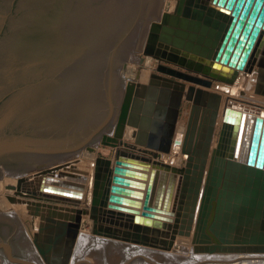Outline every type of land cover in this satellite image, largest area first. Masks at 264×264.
Returning <instances> with one entry per match:
<instances>
[{"label":"water","instance_id":"95a60500","mask_svg":"<svg viewBox=\"0 0 264 264\" xmlns=\"http://www.w3.org/2000/svg\"><path fill=\"white\" fill-rule=\"evenodd\" d=\"M162 4L0 0V163L11 172L40 169L34 173L40 180L36 190L24 188L25 177L6 189L37 209L31 200L77 204L59 193L75 196L83 178L64 171L68 164L46 165L93 144L115 125L123 91L115 69L143 46ZM144 54L158 60V72L166 76L151 75L147 99L133 110L130 102L133 95L141 99L140 86L128 85L117 131L124 134L126 122L139 129L135 144L169 155L180 143L179 117L189 102L182 142L186 164L174 167L154 160L160 155L122 153L118 159L134 165L116 161L115 184L104 190L100 172L111 162L99 157L93 234L166 250L178 236H192L197 252L264 253V114L227 102L222 111L224 97L212 90L216 83L233 85L244 69L250 74L257 69V82L264 85V0H178L174 14L151 23ZM102 142L116 147L106 136ZM81 213L60 224L46 215L44 230L56 228L55 235L40 233L39 241L52 245L50 264H70ZM31 215L35 219L37 213ZM17 231L16 222L0 214V249L10 246ZM67 236L59 258L58 244Z\"/></svg>","mask_w":264,"mask_h":264},{"label":"rangeland","instance_id":"374dc122","mask_svg":"<svg viewBox=\"0 0 264 264\" xmlns=\"http://www.w3.org/2000/svg\"><path fill=\"white\" fill-rule=\"evenodd\" d=\"M164 1L166 2V5H164V8H162V10H160L159 17H162L164 12H167V11L173 12L175 9L176 0L175 1L174 0H164ZM160 14H161V16H160ZM160 20H161V18L155 19V20L153 19V20H151L150 24L153 21L158 22ZM149 29H150V25H149L143 46L137 51V54L136 53H130L128 56V59L125 63V66L122 68L115 69V73L120 78H122V82H123L121 106H120V109H119V112H118V115L116 118L115 125L103 130L101 137L97 140L98 144H95L96 145V152L93 153L92 149H90L88 151V148L92 147L94 145V144H91V145L88 144L87 145V146H89L88 148L85 147L86 149L83 148V150L81 149V151L74 153V154H71V156L68 155V156L61 158L57 161H54V162H52L46 166H49V165L54 164V163H58V161H61L63 159H65V160H63L64 162L68 161L69 158H67V157H70V160H75V161H76V159L78 161L82 160L84 162H80L77 166L88 168L89 171H87V172H88L89 176L91 177V179H93L95 167L91 166L90 163H85V162H92L93 163L95 156L97 158L102 157V158H107V159H110L112 157V155L114 154V147L103 145L102 144L103 143L102 138L104 137V135L105 136L106 135L112 136L113 132H115L116 125L118 124V116H119L121 107L123 105L122 103L124 102V98L126 97V94H127L128 85L133 84L134 86H136L138 84V86H141L140 83L143 82L141 80L143 78H145V76H146L145 79L148 82L150 80V77L152 74H160V75L166 76V75L158 72V67L161 63L158 60H156L154 57L147 56L144 54ZM141 51H142V53H141ZM135 54H136V56H135ZM133 57L134 58L137 57V58H139V60H136ZM130 58H131V60H130ZM166 65L170 66L168 64H166ZM254 73L255 74L251 75L250 77L247 76L249 79V81H248L249 85L247 86V88L241 87V89L245 90V95L242 96L241 98H242V100H245V101L250 102L252 104L259 105V107H261V109L264 110V85L258 84L256 69H255ZM236 86H237V84H236ZM223 87H225L223 84L216 83L213 87V90L221 92V90L224 89ZM226 98H227V95H224V103L222 104V111L225 107ZM191 108H192V104L184 101V103L182 105L180 117H179L178 128H177V130L178 131L180 130L181 132L179 131L176 133V137L178 140L179 139L182 140L185 137V134L187 131V125H188L189 118H190ZM221 123H222V112H221V115L219 118L218 131L216 133V139L214 141V145L217 142V139L219 136V130L221 127ZM130 131H133V133H134L135 129L132 128V130L130 129ZM125 133H126V131H125ZM94 143H96V141ZM118 146H119L120 150L121 149L127 150V151H130V152L138 154V155H142V154L143 155H149L153 158L156 155L157 156L160 155L157 152H154L152 150L145 149L144 147L136 145L134 139L127 138V140H126L125 136H124V138H122L120 140ZM94 150H95V148H94ZM91 153L96 154V155H92ZM162 155L163 154H161L158 159H160L162 161H166V158H162ZM117 156L119 157L120 155H117ZM118 157H117V159H118ZM170 160H172V158H169V160H167L168 163H172L171 165L174 167H180L181 168V167H184L186 164V156L184 159H179V160L174 159V160H172L173 162ZM95 164H96V161H95ZM0 169L2 171V177L0 178V181L3 182V184L0 183L2 185L1 189H0V212L2 211L3 213H5L4 210H8V208L10 210L12 209L14 212H17L13 203L10 202L6 198L7 195L13 194V192L8 191L6 189V185H9V184L15 185L16 182H13V180H17V177L19 178L20 172H18V175H17L16 174L17 172L7 171L2 163H0ZM28 171H30V173H32V172H36L37 169L28 170ZM90 189L92 190L91 186H90ZM53 204L57 205L58 203L53 202ZM59 205H63V204H59ZM65 206H68V205L65 204ZM18 207L20 208L21 212H23V213L20 212V214H18V217H15V218L11 216V220L16 222V224L18 226V231L15 234L16 236L14 235V237L10 243V246L7 248H1L0 249V264H3V263L4 264H24L23 261L24 262L28 261L29 264H31L30 262H32V264H50V260H51L50 253L45 252L48 249L47 247L49 246V244L38 242L37 235H36L35 231H32L36 235L34 238L31 236L30 233H28L29 229L27 228L25 221L31 220V218H32V222H33L34 217L31 215V212H30L31 210L33 211V209H30V208L27 209L26 208L28 210V213H26L24 206L20 205ZM81 208L82 209L83 208H89V206H86V205L83 206L82 205ZM56 212L57 213L54 214L56 219L59 218V215H62V213H64L60 210L56 211ZM47 213H48V210L46 211V214ZM51 213H53V209L51 210ZM8 214L12 215V213H8ZM6 217L9 218V216H6ZM37 217L40 218V216H36V218ZM22 221H24V222H22ZM41 221H43V220H41ZM38 225H40V223H38ZM20 226H23V228L25 226V228H24V231L26 232L25 236L24 235L22 236L21 233L23 230H21ZM31 226L33 228L34 225H31ZM25 232H23V233H25ZM81 232L82 233L80 234L79 238H82V236L87 235L86 233H88V234H90V237L88 240H87V237L84 236L86 238V241L89 243L95 244L94 240L99 235L96 236L95 234H93V232L87 231V228H85V227H82ZM37 234H39V233L37 232ZM27 236L30 239H28ZM31 237L33 239H31ZM18 239H20V240L18 241ZM22 240H24V241H22ZM104 242H106V245L103 248L104 250L99 251V250L93 249L92 251L91 250L88 251V248L90 246L88 243V244H86L85 247L82 246V249L80 252L77 251L78 247L76 246L77 245V242H76V245L73 247V253H72L70 264H128L127 263L128 261L130 264H136V263H139L140 261H141L140 262L141 264L142 263L143 264H150V262H147L146 259H139L138 260L137 258L132 257L133 254H136V253H134V251L136 249H144V250L149 251L151 254H153V257H151V258L154 259L153 262H155L156 264H164L163 260L165 257L163 254L175 255L176 260H178L180 262L179 264L188 261V259L190 258L188 251L184 252L183 250H180V248H178V245H181V244L188 245L189 243H191V238H187L184 236H178V238L176 240V244L169 251L164 250V249H160V248L148 247V246H141L142 248H137L134 245H128V243H125V242H123V243L122 242L117 243V241H115V243L110 242V241H104ZM26 243H27V245H26ZM190 246L191 245H188V246H186V248H190ZM143 247H145V248H143ZM38 248H40L41 250ZM8 249L11 250L10 254L8 253ZM126 249H128V250L125 251ZM45 253L47 255H45ZM130 258H132V259H130ZM166 263H168V262H166Z\"/></svg>","mask_w":264,"mask_h":264},{"label":"bare ground","instance_id":"6f19581e","mask_svg":"<svg viewBox=\"0 0 264 264\" xmlns=\"http://www.w3.org/2000/svg\"><path fill=\"white\" fill-rule=\"evenodd\" d=\"M164 5H166V2L163 0V4H162V7H161V10H162V8H164ZM177 5H178V0H176V5H175L174 11L173 12L167 11V12L168 13H171V14H174L176 12ZM164 13H166V12H164ZM160 16H161V14H160ZM159 18H162V17H159ZM159 18H157V19H159ZM153 22H157V21H153ZM158 22H160V21H158ZM257 45H258V42H257L256 46ZM142 51H141V53H142ZM136 54H137V52H136ZM136 54H135V56H136ZM250 56H251V54H250ZM134 59L139 60V58H137V57H135ZM130 60H131V58H130ZM250 60H251V57L248 60V62ZM246 66H248V63H247ZM254 74H255L254 72L250 74V73L246 72L245 69H244V70L240 71L239 77L237 78L236 82L233 85H225V84H223L225 87H223L224 89L221 90V92H219V93H221L223 95V97H224V95H227L226 102H227V104L229 106H232L233 105V106H236L237 108L238 107H242V106H246V107H256V108H260L261 109V107H259V105L252 104L250 102H247L245 100H242V98H241L242 96L245 95V90L244 89H241V87H244V88L246 87L247 88V86L249 85V82H248L249 79H248V77H250L251 75H254ZM145 78H146V76H145ZM145 78H143L141 80L143 82L140 83L141 84V86H140V94L141 95H139V96H140L141 99H137V101H136V99H135L136 95H133L132 100L130 102V107H129L130 110H133L132 108H133V105L134 104L136 106L137 104H139L141 102V100L145 101L147 99L144 96L145 95L144 89L146 91V88L150 85L151 77H150V80L148 82L146 81ZM160 82H162V81H160ZM236 84H237V86H236ZM135 88L138 89V84L135 86ZM212 90H213V88H212ZM216 92H218V91H216ZM261 111L264 114V110L261 109ZM202 115H203V109L197 111L196 116H195L194 125H196V123L198 122V120L199 121L201 120ZM117 125H116V128H115V132H113V135L112 136L106 135V137L112 139V141H115L116 147H114V154L109 159L110 162H111V166H109V167H107V166L102 167L101 172H100V176H101L100 181L102 183V186H103V189L104 190H106L107 188L112 189L113 188V185L115 184L113 182V178H115V176L118 175L115 172V167H116V165L119 166V164H117L116 161L123 162L122 160L117 159V157H118L117 155H122V153H130V151L122 150V149L120 150L119 149L118 144H119L120 140L122 138H124V136H125V139L126 140H127V138L134 139V141L136 143V133L139 130L138 128L133 127V126H131L128 123L125 122V124H124V131H123L125 135L124 134L121 135V133H118V131H117ZM132 128L135 129L134 133H133V131H130V129L132 130ZM125 131H126V133H125ZM179 131L177 130V132H179ZM179 142H180L179 145L178 144L177 145H173L172 151H171V153L168 156L166 154H163L162 155V158H166V161H163V162L168 163L167 160H169V158H172V160H174V159L179 160V159H184L185 158L186 154H184L182 152V150H183V147H182L183 146V143H182L183 142V139L182 140L179 139ZM93 144L94 145L92 147H89V146L86 145V148L89 147L88 148V151L90 149H92L93 150V153H95L96 152V145L95 144H98V142L96 141V143H93ZM136 145H138V144H136ZM86 148H84V149H86ZM94 148H95V150H94ZM81 149L83 150V148H81ZM93 153H91V154L92 155H96V154H93ZM69 156H71V155H69ZM67 158H69L68 161H65L64 162L63 160H65V159H63L61 161H58V163H54V164L49 165V167H54V166H57V165H65V164H68V168L67 169H63L64 171L74 173V174L78 175L77 177L83 178V180H78L81 188L78 191H73L74 193H76L75 196H69V194L59 193L60 196L66 195L67 197L74 199L75 201H77L76 202L77 204H69V203H61V202L53 201L55 203H58L57 205H55V204H53V202H45V201L44 202H39V201H33V200H31V202L38 203L39 207L37 209V207L35 205H33V204L29 205L28 199L20 198V197H18V196L15 195V192L16 191H11V190H8L7 189L8 191L13 192V194L12 195H7L6 198L8 199L9 196L15 197L16 200H14L12 203L15 206L17 212H14L12 209L10 210L8 208V210H4L5 213H3L1 211L0 214H2L4 216H9V218L11 219V216L15 218V217H18V214H20L21 210L18 207L20 205L21 206H24V209L26 210V213H28V210H27L28 208L33 209L37 213V216H40V218L44 222H42L40 220V224L41 225H38V221L37 220L40 219V218L39 217L36 218V216H35V219H33V222H32V218H31V220H26L25 222H26L27 228L29 229L28 233H30L33 238L37 235V240H38V242H40L39 241V234L40 233L43 236L46 235L48 237H53L55 235L54 232L56 231L55 230L56 228H52V229H50L48 231H45L44 230V227L46 226L45 218L48 217L46 215H50L53 218V222L56 221L59 224L60 223H72L71 221L75 217L78 216V210H82V213H81V223H80V227L78 229V233L76 235L75 244H74V246H75L76 245V242H77V245H76L78 247L77 251L80 252L81 249H82V246L85 247L86 244L89 243V242L86 241V238L84 236L87 237V240L90 237V234L86 233L87 235H84V236H82V238H79L80 234L82 233L81 232L82 231V227H85V228H87V231L92 232L93 231V226H94V223H95V219H96V216H97V214H95V217L93 219L91 218L92 213H93L92 212V203L91 202H92V194H93V188H94V177H93V179H91V177L89 176V174L87 172V171H89L88 168L77 166L80 162H84V161H82V160L81 161H78L77 159L75 161V160H70V157H67ZM98 158L95 156V159L93 158L94 159L93 163L92 162H85V163H90L91 166H94L95 167V170H96L95 161L97 163V159ZM124 158H127V157H124ZM154 160L162 161L160 159H154ZM172 160H170V161H172ZM186 160H187V156H186ZM124 164L125 165H131V166L134 165L130 161H126ZM169 164H172V163H169ZM124 168H127L128 169L129 167L128 166H124ZM39 170L40 169H38L37 171H39ZM95 172H94V175H95ZM34 173L35 172L30 173V171H24V172L19 173V178L25 177V178L28 179V183L24 186V188H26L27 190L28 189H30V190H36L38 188V185H39V181L40 180L38 181L34 177ZM16 174L18 175V172ZM19 178L17 177V180H13V182H16L15 185H17ZM0 183L3 184V182H1V181H0ZM146 183H148V182H146ZM1 184H0V189H1V186H2ZM90 186L92 187V190L90 189ZM70 192H72V191H70ZM77 194H79V195L77 196ZM59 204H63V205H59ZM65 204L68 205V206H65ZM82 205L83 206L84 205L89 206V208H83L82 209L81 208ZM114 206L115 207H118L120 205H114ZM52 209H53V213H51V210ZM47 210H48V213L46 214V211ZM59 210L62 211V212H64V213H62V215H59V218L56 219L55 216H54V214H56L57 213L56 211H59ZM107 210H110V208H108ZM30 212H33V211L31 210ZM8 213H12V215L11 214H8ZM21 213H23V212H21ZM108 215H110V212L109 211H108ZM174 218H176V216H174ZM22 222H24V221H22ZM53 222H51V223H53ZM73 223H75V222H73ZM31 225H34L33 228H32ZM35 227L40 228V231L34 229ZM20 228H21V230H23L22 233H21L22 236L23 235L25 236L26 235V232L24 231L25 226H24V228H23V226H20ZM41 229H42V231H41ZM32 231H35L36 232V235ZM23 232H25V233H23ZM37 232L39 234H37ZM32 237H31V239H33ZM69 238H71V236H67L66 237V240L64 242H61V243L58 244L56 253L58 254V257L59 258H62L63 257V252H64L65 248L67 247V243H69ZM187 238H191V243H189L188 245H191L192 247L190 246V248H186V246H188V245L181 244V245H178V248H180V250H183L184 252L188 251V254H189V257L190 258L188 259V261H186L184 263H181V264H264V253L251 252V251H248V252H241V251H239V252H228V253H208V252L206 253V252H201V251L197 252L195 250V248H196L197 245L194 243L193 237L190 236V237H187ZM28 239H30V238L28 237ZM19 240L20 239H18V241ZM22 241H24V240H22ZM104 241H110V242H114V243H115V241H117V243L118 242H122V243L125 242V243H128V245H134L137 248H142L141 246H145V245L130 243V242H126V241L112 240V239H109V238H105L103 236H97L96 239L94 240L95 244L89 243L90 246L88 248V251H90V250L92 251L93 249L99 250V251L104 250L103 248L106 245V242H104ZM175 244H176V241H175ZM26 245H27V243H26ZM47 248L48 249L45 252H47V253L49 252L50 253V256H52V252H53L52 245L49 244V246ZM143 248H145V247H143ZM38 249H40V248H38ZM160 249H163V248H160ZM127 250L128 249H126L125 251H127ZM164 250H166V249H164ZM134 253H136V254H133L132 257L137 258L138 260L139 259H146V261L147 262H150V264H156L155 262H153L154 259L151 258V257H153V254H151L149 251L144 250V249H136L134 251ZM45 255H47V254L45 253ZM163 255L165 257L164 260H163V263L164 264H169V263L170 264H179L180 263L178 260H176V256L175 255H172V254H163ZM147 257L148 258L150 257V258L148 259ZM130 259H132V258H130ZM140 262L139 263H136V264H141ZM166 262H168V263H166ZM127 263L130 264L129 261Z\"/></svg>","mask_w":264,"mask_h":264},{"label":"crops","instance_id":"0c3cea01","mask_svg":"<svg viewBox=\"0 0 264 264\" xmlns=\"http://www.w3.org/2000/svg\"><path fill=\"white\" fill-rule=\"evenodd\" d=\"M40 220H42L41 218L40 219H38L37 221H38V223H40ZM43 222V221H42ZM41 225V224H40ZM28 262V261H27ZM31 264H32V262H30Z\"/></svg>","mask_w":264,"mask_h":264}]
</instances>
